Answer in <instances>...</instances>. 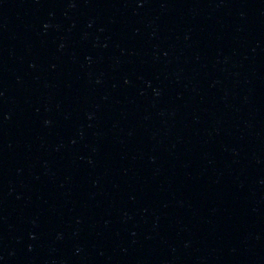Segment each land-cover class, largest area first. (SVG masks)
Masks as SVG:
<instances>
[{
  "label": "water",
  "instance_id": "obj_1",
  "mask_svg": "<svg viewBox=\"0 0 264 264\" xmlns=\"http://www.w3.org/2000/svg\"><path fill=\"white\" fill-rule=\"evenodd\" d=\"M0 264H264V0H0Z\"/></svg>",
  "mask_w": 264,
  "mask_h": 264
}]
</instances>
